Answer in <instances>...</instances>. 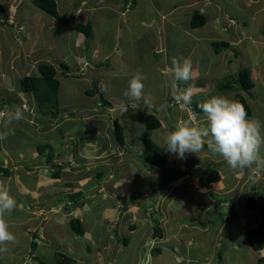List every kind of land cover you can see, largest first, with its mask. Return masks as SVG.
I'll use <instances>...</instances> for the list:
<instances>
[{
  "label": "crops",
  "instance_id": "0c3cea01",
  "mask_svg": "<svg viewBox=\"0 0 264 264\" xmlns=\"http://www.w3.org/2000/svg\"><path fill=\"white\" fill-rule=\"evenodd\" d=\"M93 1H95L94 4ZM133 1H134V5L132 6L130 3L131 0H72V1L62 0L61 3L65 6L67 13L66 16L59 12L64 17L62 20L53 17L58 22L56 28L58 31L60 29V34L62 36L61 42L66 43L65 46L68 47L69 39L70 38L74 39L73 48L65 49L70 54V56H72L71 57L73 59L72 62L69 60H65L62 57L63 55L62 53V55L58 56L61 58L60 59L57 58V62L53 64L54 67L57 69L56 78H58V80L60 81L59 89H58L59 101L60 99H71V100L97 99L95 101L82 100L83 102L80 103L79 106H73V107H70L71 100H66L64 102H61V104L65 106L64 108L61 109L62 110L64 109L63 111H67V113L70 114L71 116L74 114V112L70 110L72 108H75L76 110L74 111H77V113H81L83 115L81 116V121H85L86 123H89L90 127L93 126L91 130L95 135L102 134L103 136H105L106 142L100 148L98 147L99 145L97 143L96 144L92 143L88 145L91 148V150H87L86 152H80L78 154V157L82 158L83 160H79V161L77 160L78 162L76 163H74V161L70 162L72 158L73 160H75V158L72 157L71 155V153L74 152L75 149L74 150L71 149L69 157L68 155L61 156L58 152H55L56 154H53V157H56V159L52 158L53 159L52 161L46 160V163L48 164V166H50L49 175H52L50 171L52 170L53 165H56L57 167H61L60 171H62V169L65 168H70V166L72 169L74 167H77L75 168L76 172L73 173L76 174V176L73 177L74 181L71 182L70 178L65 179V176L70 175V173L66 174L62 178L65 179L66 181L65 185L68 184L71 185V187L69 188L72 189L74 188V190L77 193L74 194L68 193L65 194L64 197L67 198V195H75L78 193H82V195L75 198L77 200L76 202H73L74 199L72 200L68 199L67 204H64L63 200L59 201V205H60L59 208L50 207V205L48 206V204L46 203L39 204L36 202L35 204L38 205V207L33 209L32 210L33 212L40 210L48 214V212L51 213L52 211H55L56 212L55 216H66L63 212L65 213L67 212L64 210L62 211V208L66 205H68V207L70 205L71 207H73L76 204L77 206L73 209L74 211H79L81 213L79 215L81 217L80 220L82 221V224H84L83 219L85 215L88 216V213L90 212L91 209H89L90 204H86L84 200H81L83 199L82 197L86 198L87 192L81 191L80 189L95 187L97 189V193H105L106 196L108 197V194H111L110 190L108 192V186L110 187L112 185L108 183L110 182L109 181L110 178H115L114 174L116 171L118 172L117 174H119L120 177L119 180L114 179L115 180L114 184L118 183L121 184V186L124 185L126 187H128L129 184L132 185L135 182V176L150 171L146 167L144 168L140 167L141 164L139 163H138L137 171L135 170V166L137 167V165H135L134 167L132 166V168L130 166L129 168V165H127V163L125 162L126 160L125 156L126 154H129V152L127 151V148L121 150L117 146L113 131L109 126V124L105 126L102 130H97V132L95 131L94 127L100 128L98 125L94 126L95 120L98 121V119L103 120L104 118H106L109 123H112L111 120L114 119L112 117L107 116V113L104 110L107 109L108 107L106 106L105 108H103L104 106L101 104V100L99 101V99H104L105 92H102V87L105 82L107 83L109 82L108 84H110L112 87L119 88L122 91V94H117V95L106 94L108 95L109 99H114L111 101L112 107L109 108L110 111L121 109V104L123 103V100H118V99H128L127 103L125 104L127 106V110L134 111L135 109L137 112V116L138 115L139 117L143 116L145 119L148 114H155L162 123V127L159 128L161 130H166L167 132L171 131L172 130L171 127L173 125H171L170 122L174 119H176L177 121L184 120L189 124L192 123L195 127H198L200 129H205L207 127V124L203 118V113L195 112L191 107V105L193 104H189V105H184L182 103L178 104L174 99L173 89L169 86H166L172 79L171 75L166 71V69L171 66V60L174 56V53L170 52L171 49L170 46L172 44H176L174 43V41L179 37L180 34H185L186 36H188V40L191 41L190 42L191 45H189L190 55H186L184 57L187 58L191 57L190 60L192 62V78L187 82V84L181 81H177L176 85L178 91H182L189 86L192 87L193 93H192L191 103L201 102L200 99H198L197 102L194 101L195 97L199 96L198 93H202L203 101H205L208 98H211V96L213 95H223L228 97L229 99H233V97L236 94H241L242 96L245 97L247 102L252 107V116L250 118H256V113L253 112L254 109L255 108L256 110L257 108L261 109L262 108L261 105L262 104L264 105V65L260 66L261 64L260 62L264 61V58L262 59V56H264V54L259 59L258 58L256 59L255 56L251 55L252 58L251 61L253 62H252V67L249 68L251 69L253 80L257 82V84H255L252 89H250L249 91H245L243 89H236L234 87L230 90L229 94H225V95L219 89L220 85L225 83L226 80H231L232 81L231 83H234L240 71L239 69L240 67H242L239 66L238 63L234 64V60H236V55H234L232 52L231 44L237 46L242 44L246 40H249L251 41V43H253L252 45L254 49L256 48L255 49L256 54H259L261 53V50H264V30L260 32L259 24H258L260 23L258 21V15L264 12V0H257L260 2V5H255L256 0H249L250 2L248 1L246 4L242 3L243 6L245 5V7L240 6V8L245 9L244 13L247 16V20L246 18L243 17L232 18L228 15L222 16L223 13L221 8H223V6L221 7V4L218 2V0H192L188 2L186 0H182L181 3H171L170 0V6L162 5L163 3L162 0L161 1L133 0ZM70 7L73 9L71 10L73 11L72 13L70 12L69 9ZM16 8L13 12H11V15L9 16L10 14L9 12L10 6H9V9L7 11V18H6L8 24L7 23L3 24V22L0 20V81H2V84L0 85H3V83L5 82L7 84V81L9 82L8 78L9 79L11 77L16 78L15 75H17L18 76L17 79L11 78L13 86L11 85L10 87L11 88L10 90L12 92L10 91L9 92L13 94L18 93L19 96H21L20 94H23L22 97L24 99H22L20 103L23 105L21 109L27 110L29 105L31 109H34V107L36 109L37 106L36 100L30 99L24 95V94L29 95L31 93H24L20 90V81L24 78L25 72H23L22 69L19 72L18 67L29 68L30 66H32L37 72L31 73L28 70L26 76H37L39 74L40 64L44 62L45 63L48 62L47 60H45L47 58L36 57L35 55L36 52H34L33 49H30L29 46L27 47L25 45L23 50H18L19 51L18 53L16 52L17 50L15 49H2L5 44L6 36H10V35L13 36L14 34V40L16 43L24 44L26 40L23 37H18L19 35L16 38L15 33L12 32L14 30L13 25L16 22L15 18H18V21H22L20 6L17 5ZM101 10H103L105 14H107L105 11L107 10L111 11V14H107L110 16V20H111L110 28L113 29L110 35H109V31H107V35L105 34L104 31H100V23L101 20L103 19L102 18L103 11ZM196 13L202 15L205 18L204 25L199 28L192 27V20L194 14ZM80 23L90 25L91 27L90 37H87L84 33L76 30V26ZM168 24H170V27L168 26ZM248 25L250 26V29H248L249 33L245 31V27H247ZM17 26L19 27V23L17 24ZM23 28L24 25L22 24L18 30H23ZM73 29L76 31V34H73L72 32ZM168 34H172L173 37L172 41L170 40ZM261 36L262 38H260ZM256 40L258 42H255ZM147 42L150 44L149 47L146 45ZM220 42L227 43L229 46L226 47L216 46V45H220L218 44ZM203 45H205L206 49H208L207 55L214 54L215 56H218V61L215 62V64L218 66L217 69L213 70L212 67L209 69H205V67L202 65L203 61H201L200 58H202L201 53L204 49ZM87 46L89 47L88 49H90V53L87 52ZM48 51H51V49H48ZM243 51H245L248 56V46H243ZM192 53L193 56L195 54L197 56L194 61H192V57H193L191 56ZM159 56H162V59L158 58ZM145 57H149V63H146L147 59ZM242 61H244V59ZM63 65H66L67 69L64 68ZM212 70L215 72L216 75L215 74L212 75L210 80L203 81L201 78L205 76L208 73V71L211 72ZM137 71L141 72L145 76V79L143 81L144 84L143 94L140 99H134L125 94L128 91V87H129L128 82L131 79L132 73ZM7 75H9V77H7ZM3 79H5V81H3ZM219 79L220 81L218 82L217 80ZM17 81L19 83L17 86H15V83ZM180 82L183 84H181ZM2 87L5 86L0 87V91L3 92L4 90ZM217 90L219 91L217 92ZM91 91H93L95 94L90 93ZM146 99L147 100L157 99V100L152 102H149L148 100V102L146 103ZM100 105L101 107H99ZM4 107L0 109V120L2 118H5L7 114L11 113V109L9 110L8 106H4ZM101 109L104 110L100 112ZM122 110H124V107ZM36 113L39 114V109H36ZM41 114L43 115L44 113L41 112ZM42 115H37V116L34 115L33 116L34 118L32 117V114L27 115L29 116V121L26 122L25 124L26 126L27 125L31 126L33 136H30L29 139L32 142V144L35 145L36 147L43 146L42 143L46 142V140L40 142L39 139H41V137H39V135L46 136L47 135L46 133L53 132V130H55L54 127H56V124L58 125V122L61 120L59 116L57 117L51 116V118L48 119L47 117L49 116L47 115V117H44L45 123L48 121L47 122L48 124L46 123L47 124L46 125L44 124ZM191 115H193L196 119L193 120ZM117 116H119V114ZM23 123H25V120ZM123 123L126 128H129V126L125 125L126 123L124 121ZM145 126H146V121H145ZM50 127H53V129L49 130ZM27 133L28 132H26V134ZM207 139L208 138H205V140ZM35 141L36 144H34ZM131 143L133 144L134 142L131 141ZM135 150L139 151V153H142L143 147L142 146L140 147L139 145V148ZM259 150L262 151L260 155L263 157L264 144L261 145ZM34 152L39 154L38 148H36ZM35 153L33 154V158L35 160L38 159L41 160L42 157L41 156L36 157ZM165 153L169 155L167 151ZM213 156H215L214 158L220 157L218 153L217 154L213 153ZM59 157H60L59 160H65V164L63 163L62 164L59 163V165L56 164ZM171 157H172L171 159L174 161L173 156ZM186 157H188L187 161H189L187 163L182 161V159L180 158L177 161H174V163L179 168V170H174L170 167V172H171L170 180L165 183V185H167L165 187V190H168V192L166 191L164 193V196L159 193L157 196L158 199H155L153 194H150L148 196V192L145 190H143L142 192H138L133 196L134 200L135 199L138 200L136 195H141L142 193L143 196L149 197V198L147 197L146 200L147 202H143L142 205L143 207L142 210L140 211H141V215H143V217L141 216L143 220L145 221L149 220L153 224L152 231L150 232L153 234H150L151 238L145 241V243L142 246V248L147 247V250L145 248L144 253L139 256L137 261L136 258L131 259L130 264H141V261L146 260L147 253L148 254L150 253L151 264H157V263L164 264L159 260V258L163 255V250L161 247L158 246V243L159 241L161 240L163 241V239L167 237V233L163 234V230L166 229L165 225L169 222L170 219V203L169 206L167 205V207L164 209L165 215L162 218L163 222H161L159 220V215L162 214L161 213L162 212L161 205H163L162 201L165 202L170 197V190H171L170 183L172 185L174 183H176L174 185H181L182 183H185V181H187L189 175L194 176L193 173H190V169H195L196 171H200V169L205 170L206 168V164H200L195 160L196 156L193 153H186ZM207 159L209 161V158ZM13 160L14 158L8 160V158L5 156L4 163L7 162L9 163V166H14ZM41 164H42L41 161L37 164H31L29 165V169L27 171L31 172L37 170L39 172L43 171L45 173L47 170L45 171L42 170ZM82 164H87V166H84ZM182 165L186 166V170H184V173L183 170L180 168ZM215 168L217 171H219L221 180L216 184L215 183L214 184L216 186H218L219 184L225 185L224 183L227 180V178L223 177L222 172L224 170H222L221 167L215 166ZM225 172L228 174L226 170ZM62 173L64 172L62 171ZM39 174H36L37 176L33 175L34 177L33 179H35V177L38 178V180L36 181L35 189L39 188V190L43 192L42 190L43 189L47 190L48 187L43 188V186H40L39 183L45 186L47 185L46 183L48 182L49 179L40 180L41 175L38 176ZM194 177L197 179L199 176L196 175ZM4 178L5 177L0 176V181H2ZM26 180L29 181L32 179H26ZM199 181H200V184H198L199 191L204 190L205 192H210L214 190L215 192V190H218V187H213L212 184L203 186L202 180ZM51 183L52 182L50 181L48 182V184L52 185ZM57 183L58 182H56L55 184ZM27 188H29V186H27ZM35 189L33 190V194L37 192L38 194L41 193L40 191H37ZM203 192L201 191L202 194H205V192L204 193ZM119 193H121V191ZM212 197L214 198V196ZM98 198L99 197L92 198L91 201L95 203V201ZM205 200H206V196H205ZM130 205L131 204L125 201V203H123L121 207L108 206L103 209L102 213L104 214V218L101 219L102 221L100 223L102 224L99 226L103 227L105 233H108V230L104 227V224L109 223L115 225L116 228L119 227L120 223L116 222L117 218L113 220L111 219V217L120 215L121 218L123 216V213L129 212L128 209ZM86 206H88V209L85 208ZM153 207H156L158 209L156 211L155 210L150 211V209H152ZM209 211L210 210H203L202 215L205 216V214L208 213ZM147 212H148V216L145 215ZM105 214L106 216L109 217L108 218L105 217ZM190 221L197 223L199 222L198 224L200 226L206 228V231L208 230V225L204 220L200 222L197 219L191 218ZM201 223H204L205 226L201 225ZM257 224L258 221H254L253 224H251L252 225L251 227L259 228ZM156 227H158L160 229V232L162 233L160 237H157L155 235ZM251 227L248 228V230L251 229ZM112 228H114V226H112ZM129 229L131 233L136 232V225L132 224L129 227ZM219 231L223 232V229L220 228ZM61 233L58 236L59 240ZM84 233L85 235L88 236L89 240L91 241L94 240L93 241L94 247H99L97 240L101 237L100 235H98L96 230L91 234L85 228ZM24 236L25 235H23L22 238H24ZM40 236L38 238L40 240H37L36 249H33L32 247L33 237L32 239L30 238L31 240L29 241V244L31 250L27 252L20 251V249L22 248V242H21L22 238L20 237L21 238L20 241H17L16 244H20L21 242V245L14 244L13 253L15 254V257L12 256V263H6L2 259L4 258V255L7 254L6 248L8 246V242L0 243V249H4V250H0V264H26L29 262H31V264H36V263L43 264L41 257L47 256L46 255L47 252L46 254L43 252L46 251L48 246L46 245L44 240L41 239ZM232 236H233L232 234L231 235L227 234L226 236L228 238L227 247L229 248L231 247L230 241H232L231 240L233 238ZM102 239H105V236L102 237ZM102 239L101 241L103 243L104 240ZM215 239L217 240L218 236H215ZM218 240H219L218 243L222 241L221 239ZM57 242L55 241L54 248L57 245ZM123 242L125 246H128V240L126 238L123 239ZM191 243L192 241H189L188 245H190ZM103 244H104V246L102 247L103 249L99 248V250L96 252L98 254L97 262L92 263L85 261L84 259H81L80 262L78 260H75L76 261L75 264L78 263L79 264H128L127 262H129L128 260L130 259H127L129 257L127 256L124 257L122 255L121 248L119 247V239L118 238L116 239V236L110 235L109 239L105 241ZM3 245L5 246V248H3ZM59 248L60 246L58 245L57 248L54 249L53 253L51 252V249H48L50 250L49 254L52 256L54 255V258H56L58 254H62V255L65 254V256L70 258V256L67 255V253H71L70 251L61 252ZM214 249L215 246L212 248V250ZM39 252H41V257L39 256ZM259 252H256V254L255 253L252 254L253 257L254 255L256 256L257 253ZM105 253L107 254L105 255ZM262 253L264 254V249L262 250ZM18 255L20 256L18 257ZM153 256L157 257L158 261L154 262V259H152ZM194 262H197V260H194Z\"/></svg>",
  "mask_w": 264,
  "mask_h": 264
},
{
  "label": "rangeland",
  "instance_id": "374dc122",
  "mask_svg": "<svg viewBox=\"0 0 264 264\" xmlns=\"http://www.w3.org/2000/svg\"><path fill=\"white\" fill-rule=\"evenodd\" d=\"M61 1L62 0L56 1L58 5V10L60 13L66 16L67 14L66 9L65 6L61 3ZM162 1H163L162 5L170 6V0H166V2L165 0ZM181 1L182 0H171V3H181ZM186 1L188 2L192 0H186ZM248 1L249 0H218V2L221 4V7L223 6V8H221L223 13L222 16L228 15L232 18L243 17L246 18V20H247V16L244 13L245 9L240 8V6L245 7V5L243 6L242 3L246 4ZM94 2L95 1H93V4ZM131 3H133V0H131ZM0 4L4 5L7 11L10 6L9 16L11 15V12L15 10L17 5L20 6L22 21H18V18H15L16 22L13 25L14 30L12 32L15 33L16 38L19 35L18 37H23L26 39L24 44L16 43L14 40V34L13 36L11 35L6 36L5 44L2 49H15L17 50L16 52L18 53L19 52L18 50H23L25 46L27 47L29 46L30 49H33L34 52H36L35 54L36 57L47 58L45 59L48 61L46 63L50 62L51 64H55V62H57V58L58 59L61 58L58 56L62 55V53H63L62 57L65 60H69L72 62L73 60L71 58L72 56H70V54L65 49L73 48L74 39L70 38L69 45L68 47H66L65 46L66 43L61 42L62 36L60 34V29L58 31L56 28L58 24L57 20L49 16L45 12H42L41 10L36 8L35 5L33 4V0H0ZM255 5H260V2L256 0ZM69 9L70 12L72 13L73 11L71 10L73 9L71 7ZM105 12L107 14H111V11L109 10ZM107 14H105L103 11L102 14L103 19L101 20L100 23V31H104L106 35H107V31H109V35H110L113 29L110 28L111 20H110V16ZM258 21L260 22L258 23L260 32H262L264 30V12L258 15ZM18 23H19V27L22 24L24 25L23 30H18L19 29V27L17 26ZM168 26L170 27V24H168ZM248 29H250L249 25L245 27V31H247V33H249ZM72 32L73 34H76V31L74 29ZM168 36L172 41L173 40L172 34H168ZM260 38H262V36ZM190 42L191 41L188 40V36H186L185 34H180L179 37L174 41V43L176 44H172L170 46L171 48L170 52H173L174 56L178 58L184 57L186 55H190L189 54L190 53L189 45H191ZM255 42L258 41L256 40ZM252 44L253 43H251V41L249 40H246L245 42L237 46L231 44L232 52L234 55H236V60H234V64L238 63L239 66H242L239 69L240 71L244 69H249L251 71V69L249 68L252 67V62H253L251 61L252 59L251 55L255 56L256 59L257 58L259 59L264 54V50H261V53L256 54L255 52L256 48L254 49ZM146 45L148 47L150 46L148 42L146 43ZM203 46L204 49L201 53L202 58H200V60L203 61L202 65L205 67V69H209L211 67L213 70L217 69L218 66L215 64V62L218 61V56H215L214 54L207 55L208 49H206L205 45ZM243 46H248V56L247 53L243 51ZM88 48L89 47L87 46V52L90 53V49ZM48 49H51V51H48ZM191 56H193V53L191 54ZM196 57L197 56L195 54L192 57V61H194ZM145 58L147 59L146 63H149V57H145ZM158 58L162 59V56H159ZM263 58L264 56H262V59ZM243 59L244 61H242ZM260 63H261L260 66L264 65V61ZM27 68L28 67L25 68L18 67L19 69L18 71L20 72L22 69V71L25 72V76L27 75L28 70L31 73L37 72L32 66H30L28 69ZM213 70L211 72L208 71V73L205 76H203L201 79L203 81L210 80L211 76L215 74ZM7 77H9V75H7ZM15 77L16 78L14 77L11 78L14 79L18 78L17 75H15ZM11 78L10 79L8 78L10 84L7 81V84L5 82L3 83V85H0V87L5 86L2 87L4 91L3 92L0 91V109L3 108L4 106H8L9 110L11 109V113L7 114L5 118H2L0 120V134H7L6 139L0 140V160H5V156L8 158V160L14 158L13 160L14 166H11L12 170L14 171V175L11 178H4L2 181H0L1 182L0 188L2 187L3 189H6L9 192V194L16 199L18 205L22 204L23 207H17L10 214H5L4 216V219L8 225V231L15 236V241L8 242V246L6 248L7 254L4 255V258H2L3 261H5L6 263H12V256L15 257V254L13 253L14 244H16L17 241H20L23 235L25 236L21 240L22 248L20 249V251L27 252L31 250L29 241L32 239V234L35 232H38L39 236L41 235L40 236L41 239L44 240V242L48 246L46 251L43 252L45 254L47 252L46 254L47 256L41 257V252H39V256L41 257L43 264H56L58 262L59 258L58 257L54 258V255L53 256L50 255L49 254L50 250H48L51 249V252L53 253L54 249H56L58 245L60 246L59 250L61 252H66V251L71 252V253H67V255L70 256L71 259L78 260L79 262L81 259H84L85 261L92 263L97 262L98 254L96 252L99 250V248L103 249L102 248L104 246L103 243L109 239L110 235L116 236V239L117 238L119 239V247L121 248L122 255L124 257L127 256L129 257L127 259H130L128 260L129 262H127L128 264H130L131 259L136 258L137 261L139 256L144 253L145 248L147 250V247L142 248L143 244L145 243V241L151 238L150 234H153L150 233L152 231L153 224L149 220L147 221L143 220L142 218L143 215H141L140 210H142L143 202H147L146 201L147 197L150 194H153L155 199H158L157 196L159 193L164 196V193L166 191L168 192V190H165V187L167 186L165 185V183L170 180V167L174 170H179V168L174 163V161H177L179 158H177V156H175L174 154L168 153L169 155H167L165 153L166 150L163 147L167 131L161 129L148 130L146 129L145 126L146 119L143 116L142 117H139V115L137 116V112L135 109L134 111L122 110L123 107L126 106L125 104L127 103L128 99H118V100H123V103L121 104V109L119 110L116 109L110 111L109 108L105 110L104 109L100 110V112L104 110L107 113L108 117H112L114 119L111 120L112 123H109L106 118H104L103 120L98 119V121L95 120L94 126L98 125L100 127V128L94 127L96 132L97 130H102L108 124L113 131L115 119H119V122L122 126H124L123 121L126 123L125 125L129 126V128H126L124 126L125 127L124 138L127 144L126 147L127 151L129 152V154H126L125 156L126 158L125 162L127 163V165H129V168L130 166L132 168V166L134 167L135 165H137V167L135 166V170L137 171L138 163L141 164L140 167L143 168L145 167L143 161H141L140 158L141 155H139L140 154L139 151H136L135 149L139 148V145L140 147L141 146L143 147L142 143L143 140L146 138L157 143L162 148L164 155L168 158V163L165 171L152 170L135 176V182L132 185L129 184L128 187L124 185L121 186V184L118 183L114 184L115 181L114 179L119 180L120 177L119 174H117L118 172L116 171L114 174L115 178H110L109 180L110 182L108 183V184H112L110 187L108 186V192L109 190L111 191V194H108V197L106 196L105 193H97V189L95 187L94 188L89 187L90 189L89 188L80 189L81 191L87 192L86 198L82 197L83 199L81 200H84L86 204H90L89 209H91L90 212L88 213L89 217L85 215L83 219L84 229L86 228L91 234L96 230L98 235H100L101 237L97 240L99 247H94L93 244L94 240L92 241L89 240L88 236L85 235V233L82 236H79L72 231L71 219L72 218L81 219V217L79 216L81 213L79 211H74L71 205L69 207L68 205H66L62 208V211L64 210L67 212V213L63 212L66 216H55L56 215L55 211H52L51 213L48 212L47 214L40 210L34 212L32 210L38 207V205L35 204L36 202L39 204L46 203L48 204V206L50 205V207L59 208L60 207L59 201L63 200L64 204H67L69 197L65 198L64 197L65 194L77 193L74 190V188L72 189L65 185L66 183L65 179L67 178H70L71 182L74 181L73 177L76 176V174L73 173L76 172L75 168L77 167H74L72 169L70 166V168L62 169L64 173L60 171L61 179L60 178L55 179L52 177V175H49L50 166H48V164L46 163V160L49 159L48 154L53 155L56 154L55 152H58L61 156L68 155L69 157L71 149L73 150L75 149L74 152L71 153L72 157H74L75 160H73L72 158L70 162L74 161V163H76L79 160H83L82 158L78 157V154L80 152H86L87 150H91V148L88 145L92 143L93 144L97 143L99 145L98 146L99 148L103 146L106 142L105 136H103L102 134L95 135L91 130L93 126L90 127L89 123H86L85 121H81V116L83 115L81 113H77V111H74L76 110L75 108H72L70 110L74 112V114L71 116L70 114L67 113V111L61 110L59 113V118H61V120L58 122V125L56 124L57 128L53 126L55 130H53V132L46 133L47 134L46 136L39 135V137H41V139H39L40 142L46 140V142L42 143V145L48 146V148L46 149L47 151L42 154L35 153L34 150L38 147L33 145L29 139L30 136H33L31 126L30 125L26 126L25 124L26 122L29 121V116L27 115L32 114L33 117L34 115L37 116L42 114L40 112L39 114L36 113V109H38L37 106L36 109L34 107L35 110L31 109L30 105L27 108V110L21 109L23 105L20 103L22 99H24L22 97L23 94H20L21 96H19L18 93H14V94L10 93L12 92L10 90L11 89L10 87L11 85L13 86ZM3 81H5V79H3ZM217 81L219 82L220 79ZM231 82H232L231 80H226L225 83H231ZM18 83L19 82L17 81L15 83V86H17ZM108 83L107 82L104 83L102 87V92H105L104 99L111 102L114 99H109L108 95L106 94L117 95V94H122V91L119 88L112 87ZM0 84H2V81H0ZM255 84H257V82H255ZM234 87L238 89L237 86L234 85ZM218 91L219 90H217V92ZM222 93L224 95L229 94L230 90L222 91ZM198 94L199 96H196L194 101L197 102L198 99H200V101L202 102L203 101L202 93H198ZM24 95L30 99H35L32 94L29 95L24 94ZM66 100H71V99H60V101L58 99L56 103L57 107L64 108L65 106L61 104V102H64ZM82 100L95 101L97 99H82ZM82 100L72 99L70 101V107L79 106V104L83 102ZM100 100L101 99H99V101ZM148 100L149 102H152L157 99H148ZM99 107H101V105ZM261 107H262L261 109L257 108V110L255 108L253 112L256 113V119L260 121L262 126L261 132L262 134H264V105L262 104ZM17 109H19L23 113V119L19 121L12 120L11 122H9L10 115L13 114ZM118 114L119 116H117ZM42 116H43L44 124H46L48 121L45 123L44 117H47V115L43 114ZM48 116L49 117L47 118L49 119L51 118L52 115L50 114ZM191 117L193 120L196 119L193 115H191ZM24 120L25 123H23ZM176 122L177 120L174 119L170 122V124L174 126ZM190 125L194 126L192 123H190ZM53 127H50L49 130L53 129ZM26 132L28 133L26 134ZM131 141H133L134 143L132 144ZM34 144H36V141ZM34 153L36 154L35 155L36 157L41 156L42 159L35 160L33 158ZM261 153L262 151L259 150V154ZM194 155L196 156L195 160L198 163L206 164L205 170L200 169V171H196L195 169H190V173H193L194 176L198 175L199 179L198 178L196 179L194 176L189 175L187 181H185V183H182L181 185H174L176 184L174 183L173 186L170 183V187H171L170 197L167 201L165 202L162 201L163 204L161 205L162 214L159 215V220L163 222L162 218L165 215L164 209L167 207V205L169 206V203H170V219L169 222L165 225L166 229L164 230L162 229L163 234L167 233V237L163 239V241L161 240L158 243V246L161 247L163 250V255L159 258V260L164 264L167 263L168 264H186V263L187 264H261L259 261L260 258L264 259V254L262 253V251H260L259 253H257L256 256L254 255L253 257L252 254L254 253L256 254V252L253 251L247 239L246 232L248 228L252 226L251 224H253L254 221H258L257 226H261L263 223L264 210L262 211L261 207L264 206V174L251 177L248 169H245L242 174L239 172V170L234 171L230 169L229 166L221 157H217L218 159L214 158L215 156H213V152L211 153V150L208 149L207 143H205L203 151L198 152ZM171 156H173L174 161L171 159L172 158ZM207 158H209V161ZM53 159H56V157H53ZM59 159L60 157L57 160L56 163L57 165H59V163L65 164V160H59ZM187 160L188 157L182 159V161H184L185 163L189 162ZM40 161L42 163L41 164L42 170L44 171L47 170L45 173L43 171L39 172L37 170L31 172L27 171L29 169V165L37 164ZM5 165H9V163L6 162ZM82 165L87 166V164H82ZM185 165L184 166L182 165L180 167L183 170V173L184 170H186ZM215 166L221 167V169L224 170L222 172L223 177L227 178V180L224 183L225 185L219 184L218 186H216L215 185L216 183L212 184L213 187H218V190H215V192L211 188L210 189L213 192L212 191L205 192L204 190H201L202 192L203 191L205 192V194H202L201 191H199V185H198L200 184L199 180L202 181L206 180L207 174L208 175L211 174L214 171L213 169L216 170ZM59 170L61 169L54 168L53 165L50 173H54ZM225 170L228 172V174L225 172ZM37 172H39L40 174ZM69 173L70 175H66ZM36 174H39L38 176L41 175L40 180L49 179L48 182L49 181L52 182L51 183L52 185L48 184V182L46 183L47 185L45 186L39 183V185L43 186V188L48 187L47 190L43 189L42 190L43 192H41L39 188L35 189L36 181L38 180V178L35 177V179H33L34 178L33 175ZM64 176L65 179H62ZM26 179H32V180L27 181ZM55 181L58 182L59 184L58 183L55 184L56 183ZM27 186H29V188H27ZM34 189L40 191L41 193L38 194L37 192L33 194ZM27 190L30 192H28ZM143 190L148 192V196H143L142 193L141 195H136L138 200L137 199L134 200L133 196L138 192H142ZM120 191L121 193H119ZM213 195H218V196H215L213 198L212 197ZM205 196H206V200H205ZM95 197H99V198L94 203L93 201H91V199ZM250 198H253L257 202V205L259 206L257 210H253L248 207L247 202ZM230 199L234 201L235 212L237 213V215L231 221H228V217L230 216V210L228 208V205L231 202ZM262 199L263 201H261ZM215 200L216 201L219 200L221 202H216ZM125 201L131 204L128 209L129 212L123 213V216L121 218L120 215L112 216L111 219L114 220L115 218H117L116 222L120 223V225L119 227L116 228L115 225L109 223L104 224V227L108 230V233H105L103 227L99 226L102 224L100 223L102 221L101 219L104 218V214L102 213L103 209L108 206L121 207L123 203H125ZM85 208L88 209V206H86ZM151 210L152 209H150V211ZM154 210H157V208L155 207ZM203 210H210V211L206 213L205 216H203L202 215ZM145 215L148 216V212ZM105 217L108 218L109 216H106L105 214ZM191 218L197 219L198 221L204 220L208 225V230L206 231V228L200 226L198 224L199 222L197 223L190 221ZM132 224L136 225V232L133 233H131L129 229V227ZM112 226H114V228H112ZM220 228L223 229V232L219 231ZM60 233L61 236L59 240L58 236L60 235ZM227 234L233 235L232 236L233 238L231 239L232 241H230L231 243L230 248L227 247V242H228L227 241L228 238L226 237ZM104 236L105 239H102V237ZM215 236H218V239H221L222 241L218 243L219 240L218 239L216 240ZM124 238L128 240V246L124 245L123 242ZM101 239L104 240L103 243ZM55 241L58 242L54 248ZM189 241H192L190 245H188ZM21 242L20 244H16V245H21ZM214 246L215 249L212 250ZM3 248H5L4 245ZM221 251L223 252L222 259L219 257V252ZM106 254L107 253H105V255ZM19 256L20 255H18V257ZM152 259H154V262L158 261V258L155 256H153ZM194 260H197V262H194ZM26 264H31V262ZM36 264H40V263H36Z\"/></svg>",
  "mask_w": 264,
  "mask_h": 264
},
{
  "label": "clouds",
  "instance_id": "9594fccd",
  "mask_svg": "<svg viewBox=\"0 0 264 264\" xmlns=\"http://www.w3.org/2000/svg\"><path fill=\"white\" fill-rule=\"evenodd\" d=\"M166 71L172 77L166 86L173 89L176 102L184 105L191 104L192 87L178 91L176 85L177 81L187 84L192 78L190 58L173 57L171 66ZM144 79L145 76L141 72L132 73L128 82V91L125 94L131 98L140 99L143 94ZM198 107L203 113L207 127L200 129L184 120L177 121L174 130L166 133L163 146L165 150L184 159L186 153L196 154L203 151L207 143L208 149L213 153H218L230 169L239 170L241 174L248 169L251 177L264 174V157L259 154V149L264 144L260 121L256 118H249L247 111L239 101L223 95H213L200 102ZM124 110L127 111V106H124ZM21 119H23V113L17 109L10 115L9 122ZM6 136L7 134H0V140L6 139ZM205 138L208 139L205 140ZM17 207H23V205H18L16 199L6 189L0 188V243L15 241V236L8 231L4 216ZM141 264H151L150 253L146 254V260L141 261Z\"/></svg>",
  "mask_w": 264,
  "mask_h": 264
},
{
  "label": "trees",
  "instance_id": "16d2710c",
  "mask_svg": "<svg viewBox=\"0 0 264 264\" xmlns=\"http://www.w3.org/2000/svg\"><path fill=\"white\" fill-rule=\"evenodd\" d=\"M33 4L36 8L41 10L42 12H45L51 17H55L59 20H62L64 17L59 13L58 6L56 3V0H33ZM134 5V1L132 3V6ZM7 9L5 6L0 4V19H2L3 24L7 23ZM205 23V18L196 13L194 14L193 20H192V27L193 28H199L203 26ZM76 30L79 32L84 33L87 37L91 36V27L89 24H83L80 23L76 26ZM220 45H216L218 47H226L229 46L227 43L220 42L218 43ZM64 68L67 69L66 65H63ZM57 69L54 67L53 64L50 63H41L39 66V74L37 76H26L20 81V90L24 93H31L35 97L36 105L38 106L39 112L44 113L45 115H52L53 117L59 116L61 108H58L56 103L58 100V89L60 81L58 78H56ZM237 86L238 89H243L245 91H249L252 89L255 85V81L252 78V73L249 69H244L239 71L238 76L234 83H225L220 85L219 89L221 91L231 90L233 87ZM90 93L95 94L93 91ZM233 100L239 101L247 111L248 117L250 118L252 116V107L247 102L244 96L241 94H236L233 97ZM101 104L104 105V108L107 106L108 108L112 107V103L110 101H107L105 99H101ZM191 107L195 112L202 113L200 108L198 107L199 103H191ZM54 105V106H52ZM64 110V109H63ZM59 111V112H58ZM146 127L148 130H156L162 127V123L159 120V118L155 114H148L146 117ZM175 126L172 127V130H174ZM113 134L115 137V141L117 146L124 150L126 148L125 138H124V127L120 124L119 119L114 120V129ZM48 146H40L38 147L39 153L46 152ZM141 155V161H143L146 168H148L150 171L152 170H161L165 171L168 163V158L164 155V152L162 148L155 142H153L150 139H144L143 140V151L140 153ZM48 161H52L53 155L48 154ZM54 168L60 169L59 167L54 165ZM171 174V172H170ZM14 175V171L12 170L11 166L6 165L4 163V160H0V176L5 178H11ZM60 170L52 173V177L57 179L60 178ZM221 180L219 171L214 170L211 174H207L206 180L202 181V185H211L214 183H217ZM67 187H71V185H66ZM82 193H78L75 195H67L70 200L74 199L73 202H76L77 200L75 198L81 196ZM218 196V195H213ZM220 196V195H219ZM231 200V199H230ZM216 201V200H215ZM263 201V199L261 200ZM221 202V201H216ZM215 202V203H216ZM248 207L253 210H257L259 206L257 205V202L250 198L247 202ZM77 205L75 204L73 208H75ZM228 208L230 210V216L228 217V221H231L237 213L235 212V206L234 201L231 200L230 204L228 205ZM261 210H264V206L261 207ZM201 222V221H200ZM201 225L205 226L204 223H201ZM71 229L72 231L82 236L85 232L84 226L82 224V221L79 218H72L71 219ZM155 235L157 237H160L162 233L160 232V229L156 227L155 229ZM38 232H35L32 234L33 242L32 247L33 249L37 248V239H38ZM247 239L252 247V249L255 252L262 251L264 249V218L263 223L259 228H251L247 230L246 232ZM57 257L58 262L56 264H75L76 261L74 259H71L65 255L58 254ZM219 257L223 258V252H219ZM261 264L264 263V259L260 258L259 261Z\"/></svg>",
  "mask_w": 264,
  "mask_h": 264
}]
</instances>
